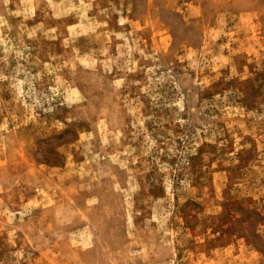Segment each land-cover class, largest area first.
I'll list each match as a JSON object with an SVG mask.
<instances>
[{"label": "rangeland", "instance_id": "obj_1", "mask_svg": "<svg viewBox=\"0 0 264 264\" xmlns=\"http://www.w3.org/2000/svg\"><path fill=\"white\" fill-rule=\"evenodd\" d=\"M0 264H264V0H0Z\"/></svg>", "mask_w": 264, "mask_h": 264}]
</instances>
